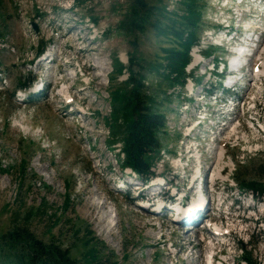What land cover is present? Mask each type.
Here are the masks:
<instances>
[{
  "label": "rangeland",
  "instance_id": "obj_1",
  "mask_svg": "<svg viewBox=\"0 0 264 264\" xmlns=\"http://www.w3.org/2000/svg\"><path fill=\"white\" fill-rule=\"evenodd\" d=\"M185 1L143 0L149 7L164 10L161 12L164 24L169 19L180 21L178 17L185 14ZM134 2L0 0V233L14 227H26L44 242L52 241L69 248L78 264H92L73 249L88 227L106 248L102 253L106 257L99 264H202L208 245L198 241L202 235L197 228L190 230L191 245H198L192 249L197 258L191 260L187 252L190 244L183 240V234L188 230L185 225H173L166 218L146 214L132 203L134 192L120 193L113 189V183L117 179L124 181V174L129 170L121 167L118 157L126 115L118 100L113 103L111 112L110 92L126 90L125 80L132 71L144 78L147 93L154 97L163 114L175 111L177 104L173 99L178 102L180 98V92L171 91L175 85L172 80L164 77L162 69L156 71L153 67L161 62V49L175 46V40L170 36L158 37L149 26L143 31L132 30L128 22ZM224 2L226 0H198L200 17L213 13L217 17L230 15L234 29L237 24L245 28L252 23L248 31L264 30V0L243 4L240 7L243 13L234 16L233 0L229 1L227 10L221 7ZM239 15H242V24L237 22ZM156 17L152 16L151 20ZM199 25L197 35L208 26L202 18ZM38 43L47 45L44 52L35 57ZM214 50L211 48V52ZM114 59L122 65L120 73L114 69ZM100 62L105 68L102 75L96 69ZM202 70L200 67L195 75L199 76ZM241 73L243 78L230 92L222 95L215 122L222 123L224 117L230 116L225 114L223 99L228 100L234 95L236 99L241 97L248 101L249 67ZM30 76L37 77L26 90L34 97L33 102H27V95L22 99L14 90L16 84L26 83ZM203 82L204 79L200 84ZM177 88L179 86L173 87ZM68 96L75 102L71 109L73 115L65 108ZM252 113L260 116L264 125L263 103L256 111L241 113L242 128L236 129L238 132L234 137L230 132L231 124L212 138L204 140L200 136L198 140V134L195 136L196 143L200 144L198 151L204 161L205 178H209L214 166L213 156L219 147L223 148L226 165L223 179L229 176L227 184L216 183L217 190L207 188V196L211 199L210 213H217L214 207L218 201L214 200L219 193L223 198L227 195L226 204L231 203L228 188L237 186V176L246 180L257 177V165L264 160V133L249 129ZM194 116L196 114L190 117L191 125L185 127L187 131L195 125ZM178 120L176 114H171L169 125L160 131L158 138L162 150L150 171L153 175L162 172L168 181L185 190L190 186L193 166H188L185 181L181 172L173 168L174 161L182 158L181 164L185 163L191 153L178 155L184 146H191L195 141L182 136ZM254 145L260 153L254 157L245 155L246 161L239 164L242 151ZM66 194L70 198L68 208L64 210ZM257 197L261 204L254 212L244 209V201L243 210H236L237 206H234L230 220L235 222L229 246L232 248H217L224 251L218 255L219 259L232 256L234 264H245L241 261L240 246H243L255 264H264V218L263 213L258 214V210L264 208V197ZM96 201L103 202L104 208L95 209ZM109 210L112 216L117 214L118 223L114 226L115 221H103ZM255 218L259 221L254 222ZM81 223V231L76 236L73 230ZM105 225L111 226L110 235L106 237L100 233Z\"/></svg>",
  "mask_w": 264,
  "mask_h": 264
},
{
  "label": "trees",
  "instance_id": "obj_2",
  "mask_svg": "<svg viewBox=\"0 0 264 264\" xmlns=\"http://www.w3.org/2000/svg\"><path fill=\"white\" fill-rule=\"evenodd\" d=\"M198 0L185 1V14L178 17L180 21L168 20L163 23L164 12L161 8L147 6L143 0H135L131 8L128 26L132 30L143 31L149 26L154 33L160 37L170 36L175 40V46L161 49L162 59L153 67L156 71L161 70L164 77L173 81L179 80L182 76L183 66L188 60V49L196 40L199 31L200 12ZM157 16L152 19V16ZM93 21V20H92ZM47 43H38L35 56L41 54ZM115 71L120 73L122 65L117 59ZM131 63L132 60H130ZM160 72V73H162ZM142 76L139 73L130 72L126 81L127 89L122 92H110L111 112L113 103L119 101L124 110L125 121L122 123L124 131L121 140V147L118 154L120 165L123 169H129L138 176H145L150 173L158 157L161 143L159 133L164 126V114L160 112L153 96L147 93V87L143 84ZM33 77H27L26 83L16 84L14 90L25 89L33 82ZM170 80V81H171ZM13 90V92H14ZM257 177L246 180L237 176V184L240 188L249 190L261 197L264 196V160L257 165ZM70 195L64 196V210L68 208ZM82 223L73 230L78 236ZM79 239V238H78ZM73 249L78 255L89 259L92 264H99L106 256L102 253L105 246L93 236V232L85 227L82 237L78 240ZM72 249V248H71ZM241 261L245 264H255L241 246ZM110 255L112 253L110 252ZM0 264H78L69 248H63L56 242H44L26 227H14L4 233H0Z\"/></svg>",
  "mask_w": 264,
  "mask_h": 264
},
{
  "label": "bare ground",
  "instance_id": "obj_3",
  "mask_svg": "<svg viewBox=\"0 0 264 264\" xmlns=\"http://www.w3.org/2000/svg\"><path fill=\"white\" fill-rule=\"evenodd\" d=\"M219 13H221V12H219ZM214 37L215 36L210 34L209 38L211 39V41H208L207 37H202L197 43H195L193 46H191L190 51H189L190 61L184 68L185 77H184L183 86L182 87L179 86V88H177V89L171 88V91H177L176 93L180 92V98L178 101L179 104L176 105L177 103L175 102V105H176L175 106V112H176V116H178V118H179L178 124L180 126V123H181V126H182L181 134L185 138L188 135V131H187V129H185V127L188 126V123L191 120L190 117H193V115L195 114V111H196L195 109L198 108V105L200 103L205 102V89L211 85H218L221 81H222L221 84L223 87H226V85L231 87L236 83V79H237L236 76L229 77L228 75H225L224 80H221L220 76L215 73L216 70L214 69V63L212 61V58L203 59L201 57L202 50L205 49L210 42L215 43ZM245 45H241L242 51H239L238 55H235L236 53H235L234 49L229 50L228 56L226 58V60H227L226 62H227V66H228L229 71L231 68L233 69V71H236L238 67H240L242 65L244 66L247 64L248 60L245 59V56L249 55L250 49L247 50ZM254 45H255V42H254ZM251 49H253V48H251ZM193 54H197V58L193 59V61H192ZM263 63H264V61H263ZM103 65L104 64L102 62H100L99 65L96 66V69L100 71L101 75L105 73V68ZM200 67H203V70L199 76H196L195 73ZM222 68H223V62L220 61V62H218L217 72L220 73L222 71ZM100 73L98 74L99 77H100ZM202 75L204 76V78H203L204 82L201 84L196 83V79ZM252 75H253L252 76L253 80L251 81V85L253 87V90L256 91L257 97L259 99H261L264 95V64H263V67L261 65V67H259V69L254 68V72L252 73ZM126 76H127V74H126ZM213 80H215V81H213ZM210 82H213V84H211ZM172 93L174 94V92H172ZM196 115H197L196 123L198 125V123H200L202 121V115H199V114H196ZM169 119H170V117H169ZM169 119L166 121L165 126L169 125L168 124ZM172 126H173V124H172ZM168 128H169V126H168ZM23 129H24V131H27L26 128H23ZM179 129H181V128H179ZM235 132H236V130L232 129V133H233L232 136L233 137L236 135ZM256 150H258V147L255 145L253 148H251V146L247 147V149L243 150L242 154L239 155L240 158H239V156H238V158L241 161H243V158L245 157V155H247V154L250 155L253 153V151H256ZM191 156L196 158V155H191ZM223 156H224V152H223L222 148H220L219 150L217 148V151L214 153V156H213V165L214 166L210 170V173H209L210 174L209 175L210 180H213L212 181L213 183L215 182V180L217 178L224 180L223 174H220V171L225 166V159ZM177 161H174V164L176 163L175 165H178ZM195 174H196V169H193L191 179L195 178ZM212 182H210V183H212ZM213 185L214 184L209 185V187H206L205 191L207 192V188L209 191H212ZM209 200L211 201V199H209ZM217 200H218V202L221 200V194L220 193L217 194ZM103 204H104L103 202L96 201L95 205H94L95 209L104 208ZM191 204H193V205H191ZM191 204L189 206L184 207V209H185L184 213H187L189 209L194 210V207H193L194 203H191ZM209 206H211V202H209ZM136 208L138 210L143 211L141 207L136 206ZM260 211L264 213V208H263V210H260ZM105 215L106 216H104L105 218H103V221L104 220L110 221V223L115 221V222H113V226L118 223L117 214L112 216L110 214V210H109V212L105 213ZM101 216H103V215H101ZM235 216H236V218H238L237 215H235ZM231 217H233V216L231 215ZM199 218H200L199 211L195 210L193 212V214L191 215L190 220H193V222L196 225H195V227L187 226L186 228L188 230H186L185 233L183 234V240H187V243L190 244L189 249H187V252H188V255H191L190 256L191 260H194L195 258H197V257H194V254H192V249L194 250L195 247L198 248V245L197 244L191 245L190 234H191V231L196 230L195 228L198 229L197 232L199 231V224H198L199 221H197V220H199ZM227 222L228 223L226 225H224L223 229L231 232L233 227H234L233 225L235 222L234 221L232 222L229 219L227 220ZM110 231H111V226H109V225L108 226L105 225V226L101 227V229H100V233L103 234L104 237H106L107 235H110ZM213 242H214V240H213ZM213 245H216V244L213 243ZM220 245L221 244H217V246H215V248L210 247L209 249L214 251L215 249L220 248L221 247ZM229 246H230V244H228L227 247H229ZM229 249L231 250V247H229ZM205 252H208L207 247H206ZM189 253H191V254H189ZM212 255H213V253H212ZM234 262H235V258L232 256H229V257H223V259L221 258V260L218 264H234ZM202 264H204V262H202Z\"/></svg>",
  "mask_w": 264,
  "mask_h": 264
},
{
  "label": "built area",
  "instance_id": "obj_4",
  "mask_svg": "<svg viewBox=\"0 0 264 264\" xmlns=\"http://www.w3.org/2000/svg\"><path fill=\"white\" fill-rule=\"evenodd\" d=\"M197 58V54H193V56H192V61H193V59H196ZM192 63V62H191Z\"/></svg>",
  "mask_w": 264,
  "mask_h": 264
}]
</instances>
